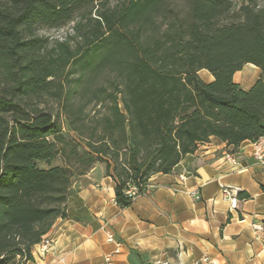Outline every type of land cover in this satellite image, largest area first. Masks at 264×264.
<instances>
[{
    "label": "trees",
    "instance_id": "obj_1",
    "mask_svg": "<svg viewBox=\"0 0 264 264\" xmlns=\"http://www.w3.org/2000/svg\"><path fill=\"white\" fill-rule=\"evenodd\" d=\"M262 135L264 0H0V264L57 219L95 224L75 185L95 164L127 208L199 145Z\"/></svg>",
    "mask_w": 264,
    "mask_h": 264
},
{
    "label": "crops",
    "instance_id": "obj_2",
    "mask_svg": "<svg viewBox=\"0 0 264 264\" xmlns=\"http://www.w3.org/2000/svg\"><path fill=\"white\" fill-rule=\"evenodd\" d=\"M246 66L253 74H242ZM258 74L247 63L233 80L247 90ZM253 150L249 140L234 153L217 140L201 144L170 173L152 176L127 208L115 204L112 179L95 165L78 187L95 224L57 219L44 235L50 248L33 245L24 264H106V255L110 264H264V165ZM224 186L248 195L238 198L236 212L228 209ZM193 189L199 199L189 194Z\"/></svg>",
    "mask_w": 264,
    "mask_h": 264
},
{
    "label": "built area",
    "instance_id": "obj_3",
    "mask_svg": "<svg viewBox=\"0 0 264 264\" xmlns=\"http://www.w3.org/2000/svg\"><path fill=\"white\" fill-rule=\"evenodd\" d=\"M252 144L254 146V150L252 152L253 158L256 159L259 163L264 165V135L259 137L255 142H252ZM223 156L227 161L234 163L235 157L233 156V154L224 153ZM221 193L228 200L229 211L236 212L238 210L237 188L224 186L221 188ZM189 194L195 199L200 198L199 191L197 189L191 190ZM109 240H111V238H109ZM51 242L52 241L50 238L43 236L39 243L40 250L46 251L47 249H49L51 246ZM105 261H106V264H110L111 255H106ZM205 261H207L206 257L202 259V262H205ZM193 264H199V262L198 263L195 262Z\"/></svg>",
    "mask_w": 264,
    "mask_h": 264
},
{
    "label": "rangeland",
    "instance_id": "obj_4",
    "mask_svg": "<svg viewBox=\"0 0 264 264\" xmlns=\"http://www.w3.org/2000/svg\"><path fill=\"white\" fill-rule=\"evenodd\" d=\"M241 0H234L235 5L239 4ZM71 31V27L69 25L65 26V27H60V28H42L39 30V33L45 36H48L50 38L53 39H60L62 37L65 36L66 33H69ZM249 66H246L245 69H243L242 74H250L252 73L251 70H247ZM253 74V73H252ZM198 75L204 80V81H209L212 79V76L210 75V73L206 70H200L198 72ZM237 76V75H236ZM53 164L58 163V160H55L52 162ZM41 166H45L44 163L40 164ZM98 165V164H95ZM94 165V166H95ZM93 166V167H94ZM92 167V168H93ZM104 167V166H103ZM82 178H79L76 182L75 185L76 187H79L80 181Z\"/></svg>",
    "mask_w": 264,
    "mask_h": 264
}]
</instances>
